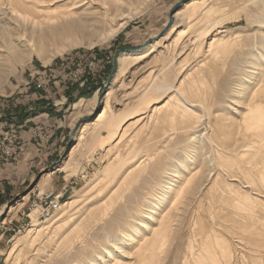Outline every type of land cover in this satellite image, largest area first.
I'll use <instances>...</instances> for the list:
<instances>
[{
    "label": "rangeland",
    "instance_id": "1",
    "mask_svg": "<svg viewBox=\"0 0 264 264\" xmlns=\"http://www.w3.org/2000/svg\"><path fill=\"white\" fill-rule=\"evenodd\" d=\"M119 1L77 8L76 17L87 13L91 20L78 39L116 29L121 21L103 12L113 13ZM63 5H48L46 21ZM121 5L129 19L110 39L60 53L53 51L62 38L48 39L47 64L33 50L46 28L37 24L41 14L1 20L0 264H140L138 225L150 221L170 188L164 235L141 264H264V241L248 231L252 224L264 232V0ZM154 43L145 60L126 59ZM144 44L122 54L108 82L115 51ZM77 69L86 78L82 87L61 80ZM95 95L92 112L72 121L75 104ZM48 102L57 120L45 114L22 125L10 120ZM172 108L173 120L163 121L161 112ZM47 188L64 192L60 210L30 220L32 191ZM159 214L146 237L161 225ZM32 226L42 229L28 232Z\"/></svg>",
    "mask_w": 264,
    "mask_h": 264
},
{
    "label": "bare ground",
    "instance_id": "2",
    "mask_svg": "<svg viewBox=\"0 0 264 264\" xmlns=\"http://www.w3.org/2000/svg\"><path fill=\"white\" fill-rule=\"evenodd\" d=\"M89 2H91V0H86L85 2H84V0H0V28H2L1 20L4 19L6 21L7 20L9 21V18L13 17V15H14V17H18V18L23 17L24 19H26L28 17H31L32 19H35L36 15L41 14L40 16H42L43 19L39 20L40 22L39 23L37 22V24H39L40 26L42 24V26H43V23H44L46 25V28L40 29V31L37 33V35H38L37 41L38 42H37V45L35 46V48L33 50H34V52H36V55L38 56V58L42 62H44V64H47L50 59L47 58V56L45 54L44 42L47 41L48 39L51 40L53 38L54 39L55 38H62V40H63L61 46H59L58 48L56 47L55 50L53 51V53H60V52L64 51L65 49L72 47V46H75L77 44H84V45H88V46L97 45V44L104 43L108 39H110L114 34H116L119 30H121L125 26L127 19H129V17L127 15L121 14L122 13V10H121L122 5L121 4L124 2L126 3V0H120L119 3L116 4V9H115V11H113V13H110V12L108 13L107 11L103 12L104 16L107 17V19L110 18L111 16H114V17L116 16V18H117L116 20L121 21V23L117 26V28L110 31L109 33H107L105 35H102L101 38L88 40V41L85 40L86 42L81 41L78 39L77 34H78V32H80L85 27V24L87 22H90L91 20L87 17L88 16L87 13H84V15L80 14L81 15L80 17H76V14H77L76 9L85 5V4H88ZM52 3L55 4V7L58 5L64 4L63 6H65V10L59 12L57 14V16H54V17L51 16L50 17L51 21L49 20L50 21L49 22V21H46V18L48 19V16L44 13V10L45 9H47V10L51 9L52 7H50L48 5H50ZM43 4H45V5L47 4V6H45ZM103 4L105 5V3H103ZM120 6H121V8H120ZM15 21H16V19H15ZM94 22H92V23H94ZM33 23H35V21H33ZM7 31H9V30L7 29ZM156 44L154 43V44L150 45L145 51H142L139 53H135V54L124 53V54L128 55L126 57V59L132 58L138 62L143 61L146 58H148L154 52ZM122 54L118 58V64H120L122 61ZM126 55H124V56H126ZM158 88L162 89L163 86H158ZM97 96L98 95H95L91 102H87L86 100H85L86 102L84 100L77 102L75 104L76 112L73 115L72 121L78 120L83 115L90 114L92 112V109L96 105ZM108 96H109V92H107V94L103 98L104 108L108 104ZM164 106H165V104H162V105L158 106L157 109L161 110L164 108ZM168 108H170V107H167V109ZM176 108H177V106H176ZM176 108H172L171 111L170 110H165V111L163 110L161 112L162 113L161 118L163 119V121L168 122V123L171 122L173 120L174 114L177 112V109H179V108H177V109ZM77 139H78V142L76 145H78L79 142L81 141L82 134H79L77 136ZM75 147L69 153L68 159L72 158ZM188 162H189V159L187 158L182 163L184 165V170H182L183 173L186 172ZM65 165H67V162H65ZM130 172H131V170L123 175L122 181L125 178L129 177ZM100 174H103V172ZM172 186L173 185H170V187H172ZM171 190H172V188H170V190L166 191L164 199H161V198L158 199L157 204H156V209H155L156 211L154 213L150 214V221H147L148 219L142 220L140 223V226L138 225L137 229L139 230V232L144 233V239L142 241H140V246L137 247L135 249V252H134L135 256L139 260V262L141 261L140 264L144 263L146 259L151 257V255L155 251L157 244L162 240V237L164 235L166 225H167V222L164 219V216H166V215L163 214L164 213V206H165L166 202L168 200H170V198H171ZM256 210H259V209H256ZM159 213L163 214V218L158 220V221H161V225L157 228H154L152 226L150 235L148 237H146L147 233H145V232L150 230L149 228H150L151 224H153V222H155V220L157 221L156 217H158L157 214H159ZM161 214H159V215H161ZM155 215H157V216H155ZM31 217L35 219V216L33 214H31ZM250 217L253 220L255 219L253 214H250ZM165 218H167V216ZM167 221L169 222L168 219H167ZM158 223H160V222H158ZM37 227L38 226L30 227L28 229V232L39 231L42 229L41 227L37 229ZM137 229H136V231H137ZM248 231L253 233V234L254 233L257 234L258 239L260 241H264V232H259V234H258V231L254 228V226L252 224H250L248 226ZM253 240H255V239H253ZM141 245H144V246L141 247ZM109 255L112 256L111 253H109ZM116 262H118V261L116 260Z\"/></svg>",
    "mask_w": 264,
    "mask_h": 264
},
{
    "label": "built area",
    "instance_id": "3",
    "mask_svg": "<svg viewBox=\"0 0 264 264\" xmlns=\"http://www.w3.org/2000/svg\"><path fill=\"white\" fill-rule=\"evenodd\" d=\"M62 81H71L74 83H79V86L82 87L86 82L84 74L80 70H68L65 75V78L61 77ZM44 81L38 80L34 83V87L37 90L43 88ZM86 174L81 173V178H84ZM63 192L57 191L54 188L47 189H36L33 190L28 203V214L27 216L31 220V214L35 216V219L43 218L49 219L56 212H58L62 206Z\"/></svg>",
    "mask_w": 264,
    "mask_h": 264
},
{
    "label": "water",
    "instance_id": "4",
    "mask_svg": "<svg viewBox=\"0 0 264 264\" xmlns=\"http://www.w3.org/2000/svg\"><path fill=\"white\" fill-rule=\"evenodd\" d=\"M170 21H171V19H170ZM146 45L144 44L143 46H137V47L136 46H124V47L117 49L114 53V56H113L112 68H111V72H110V75L108 78V82H110L115 75V72L117 70V65H118V58L122 53L137 51V50H140L141 48L145 47ZM105 92H106L105 89H103L100 92V94L98 96L99 102H101L102 96L104 95Z\"/></svg>",
    "mask_w": 264,
    "mask_h": 264
},
{
    "label": "crops",
    "instance_id": "5",
    "mask_svg": "<svg viewBox=\"0 0 264 264\" xmlns=\"http://www.w3.org/2000/svg\"><path fill=\"white\" fill-rule=\"evenodd\" d=\"M47 105H49V106H47ZM39 109H40V111L36 110L38 112H36V111L32 112L25 119L18 120L17 118H15V119L10 118V120L13 123H18L19 125H22V124H26L28 121H30L32 119V117H34L36 114H45L47 116H50L49 117L50 119L57 120L56 117H58V114H57L58 111L55 109L54 106H50V103L49 102L46 103L42 108L40 107ZM41 109H42V111H41ZM55 190H57V189H55ZM57 191H60V190H57ZM61 192H63V191H61Z\"/></svg>",
    "mask_w": 264,
    "mask_h": 264
},
{
    "label": "trees",
    "instance_id": "6",
    "mask_svg": "<svg viewBox=\"0 0 264 264\" xmlns=\"http://www.w3.org/2000/svg\"><path fill=\"white\" fill-rule=\"evenodd\" d=\"M36 111V110H35ZM32 112H26V113H23V114H20L19 116H16V118L18 119V120H21V119H25V118H27L28 117V115H30Z\"/></svg>",
    "mask_w": 264,
    "mask_h": 264
}]
</instances>
